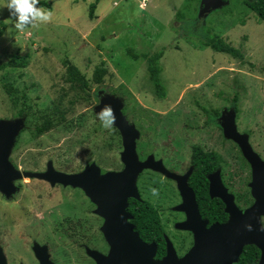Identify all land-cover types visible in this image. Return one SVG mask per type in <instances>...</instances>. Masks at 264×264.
<instances>
[{
    "label": "rangeland",
    "instance_id": "rangeland-1",
    "mask_svg": "<svg viewBox=\"0 0 264 264\" xmlns=\"http://www.w3.org/2000/svg\"><path fill=\"white\" fill-rule=\"evenodd\" d=\"M39 1L50 4L39 7L51 12L50 20L23 30L12 27L8 10L0 9V65L13 54L27 58L23 69L0 70V120L23 121L8 157L19 176L44 173L48 163L65 174L81 173L92 164L99 174L120 172V135L114 127L102 128L94 113L103 95L122 102V115L139 134L135 145L139 161L151 156L181 171L194 142L239 161V149L228 142L217 123L220 113L221 125L223 113L232 108L237 112L235 120L233 111L236 132L245 135L251 150L264 160V23L244 6V0H222L223 6L207 12L201 11V0H146L145 4L99 0L91 20L89 6L96 0ZM207 36L240 49L243 62L205 47ZM129 49L133 54L163 50V99L153 94L144 59L134 60ZM64 60L88 81L100 63L107 74L100 85H89L86 97L65 83ZM200 107L208 110L209 118ZM46 118L55 127L35 137V127ZM239 165L244 186L249 169L244 160ZM20 179V189L7 205L0 195V208L5 210L0 217L39 220L33 224L35 246L47 245L57 264H78L80 240L65 239L66 223L79 221L87 237L100 235L96 206L80 188ZM164 182L154 173H143L139 178L143 197L154 202L160 187H167Z\"/></svg>",
    "mask_w": 264,
    "mask_h": 264
},
{
    "label": "water",
    "instance_id": "water-1",
    "mask_svg": "<svg viewBox=\"0 0 264 264\" xmlns=\"http://www.w3.org/2000/svg\"><path fill=\"white\" fill-rule=\"evenodd\" d=\"M200 3L202 12L223 6L222 0H201ZM104 105H111L116 116L113 127L120 135L123 148L120 154L123 168L120 172L99 174L98 168L92 164L81 173L65 174L55 171L51 163H48L44 173H24L19 176L8 157L15 137L23 128V121L0 120V193L6 197L15 193L16 186L13 182L21 177L46 181L51 186L60 184L82 189L96 206L95 213L104 220L101 232L110 247L108 258L117 264H230L237 259L245 245H255L260 251L258 264H264V231L259 230L258 222L264 216V163L253 153L246 136L236 132L233 110L223 113L221 127L224 137L238 145L252 169L249 187L254 203L244 211L239 210L234 205L232 196L225 193L218 177L210 178V197L222 200L229 219L224 224H214L206 229L205 222L201 221L198 214L194 194L187 185L190 171L183 176L176 175L166 170L159 161H154L151 156L143 162L139 161L135 151L139 134L122 115V102L113 96L103 95L94 107V113H98ZM145 169L176 182L182 203L175 210L186 216L185 222L179 224V227L191 231L195 243L194 248L181 259H177L166 239V255L160 261L154 262L152 257L155 246L143 243L133 231L132 225L127 222L131 219L125 211L127 200H139L135 182L137 175ZM248 224L252 226L251 231L245 229ZM37 250L45 251L44 248Z\"/></svg>",
    "mask_w": 264,
    "mask_h": 264
},
{
    "label": "flooded vegetation",
    "instance_id": "flooded-vegetation-1",
    "mask_svg": "<svg viewBox=\"0 0 264 264\" xmlns=\"http://www.w3.org/2000/svg\"><path fill=\"white\" fill-rule=\"evenodd\" d=\"M199 109L205 115V118H209L210 113L208 112V110L201 107ZM232 110L236 114V120V109L232 108ZM213 113L214 115L218 114V112L216 111H213ZM219 118L217 123L218 126L221 128ZM228 142L235 146L236 150L237 148L239 149L237 150L238 153L240 152L239 161L241 162L242 160H244L249 169L246 173V175L249 174V182H246L244 186L240 176L239 161L230 159L228 160L224 158L221 153L215 151V149L205 150L203 146L200 145L198 142H194L193 145L190 147V154L188 155L186 165L183 166V170L180 171L177 169L167 168L163 164V162L160 161L164 168L176 175L183 176L190 171V175L187 179V185L192 190L194 198H196L195 191L193 189V184L195 183V181L191 179V176L194 171L199 174V177L202 180L199 182L200 187L198 189V193L202 192V200L204 201V204H202V206L206 209H211V211H213L214 213L206 214L204 210H201L203 209L202 206H200L195 199L198 214L200 216L201 221L205 222L206 229H208L211 225L214 224H224L229 219V215L225 213V204L222 202V200L217 197H210V178L218 177L221 182V185L223 186V189H225V193L227 195L232 196V201L239 210L244 211L254 203V198L251 195V190L249 187V184L252 181V169L242 156L241 150L238 145L235 144V142H233L232 140H228ZM253 153L255 154L254 151ZM146 157L144 159H141L140 161L143 162ZM262 161L264 163V160ZM232 162L233 168L231 169ZM227 168L229 170H227ZM145 172L154 173L160 176L163 182L165 180V177L162 174L152 172L150 170L142 171L139 175V178ZM139 178L137 181V191L140 200L129 198L127 200V208L125 209V211L131 216V219H128L127 222L132 225L133 231L138 234L141 241L147 245L153 244L155 246V251L152 260L154 262H158L166 255V237L169 241H171L178 258L182 257L184 254L189 253L194 248V235L190 232L177 229V226H179V224L185 222L186 216L183 212L175 211V209L182 203V198L178 192L176 182L166 178V181L164 183L167 184V187H160V190L156 196V200L154 202H151L149 199L143 197V194L141 192V185H139ZM20 181L21 179L15 182L17 186L15 185L16 191L14 194L10 195L9 197H6L5 195L0 193L3 198L2 204L5 203L7 205L13 195L18 192V190L20 189ZM54 186L60 185L56 184ZM134 202L147 203L153 211V215L155 216L154 218L159 222L160 226L163 227L164 230L161 234L162 242L159 245L155 241L150 240L151 238L149 235H144L140 237L139 233L135 229L133 223L134 215L131 211L132 208L130 207V204H132L134 208ZM241 204H243L244 206H242ZM4 211L5 210L0 208V213ZM261 218L264 217L262 216ZM98 219H100L102 225L104 220L100 217H98ZM31 220L32 221L0 217V264H57L55 260L56 258L52 255L47 245L41 244V247H38L37 244L35 246V243L32 238L33 224L35 222H39V220L34 221L33 218H31ZM100 227L97 228L99 230L100 235L97 233L95 236L87 237L85 225L83 223L79 221L66 223L67 233L63 234L65 239H71L76 237L80 240L78 241L77 239L76 242L77 250H79L80 252V256L75 259L76 263L117 264L115 261L110 260V258H108L110 247L107 241L105 240L103 233L100 230ZM94 239H96V241H94ZM41 248H44L45 251L41 252L37 250ZM161 250L163 253H161ZM259 257L260 251L255 245H245L242 247V251L237 257V259L235 261H231L230 264H258ZM123 264H127V262Z\"/></svg>",
    "mask_w": 264,
    "mask_h": 264
},
{
    "label": "trees",
    "instance_id": "trees-1",
    "mask_svg": "<svg viewBox=\"0 0 264 264\" xmlns=\"http://www.w3.org/2000/svg\"><path fill=\"white\" fill-rule=\"evenodd\" d=\"M99 0H96L95 3L91 4L89 6V19L94 18V9L96 7V4ZM244 6L250 10L261 22L264 23V0H244ZM37 7H44V8H50V4L47 1H39L37 4ZM3 34V28L0 25V37ZM203 45L205 47H209L212 51L216 53H221L228 55L236 60H239L243 62V54L240 49H236L231 47L229 44L223 42L220 38L214 36L210 37L207 36L205 40L203 41ZM127 53L134 59L143 58L146 63V71L148 75V80L152 86L153 94L158 99H163L165 97V90L163 87V84L160 79V74L162 72L161 66H160V59L163 56V50L156 51L151 54H133L132 51L129 49L127 50ZM27 58L25 56H18L17 54H13L8 61L5 63H2L0 65V70L5 68L10 69H23L27 65ZM63 65L65 66V75H64V81L68 84L69 88L77 93H81L82 95L89 97L90 96V90L89 85H100L103 81L104 76L107 74V69L104 67V63H100L99 66L94 68L91 80L88 81L85 79V77L80 74L78 69L71 65L67 60L63 61ZM250 67H254L252 64H249ZM264 70V66L262 67ZM96 96V94H94ZM61 119H63V116L61 114ZM55 122H53L52 119L46 118L43 120L41 125L36 126L34 129V136L38 137L52 128L55 127ZM201 154V153H200ZM191 179L195 181L197 184H193V189L195 191L196 195V202L202 206L204 204V201L202 200V192L198 193V189L200 187V181L202 180L199 177V174L194 171ZM201 195V199H200ZM130 207L132 208V212L134 215V226L137 232L139 233L140 237L144 235H149L150 240L155 241L158 245L162 242L161 240V234L163 232V227L160 226L159 222L154 218L153 211L150 206H148L145 202H134V208L132 204H130ZM204 212L206 214H214L211 209H206L202 206ZM144 216V218H143ZM161 253L162 250H161ZM258 259V255H257Z\"/></svg>",
    "mask_w": 264,
    "mask_h": 264
},
{
    "label": "clouds",
    "instance_id": "clouds-1",
    "mask_svg": "<svg viewBox=\"0 0 264 264\" xmlns=\"http://www.w3.org/2000/svg\"><path fill=\"white\" fill-rule=\"evenodd\" d=\"M39 0H0V9L6 8L9 12V18L12 27L17 30H23L26 26H36L38 23H47L51 18V12L37 7ZM96 118L102 128L111 130L115 124L111 105H104L96 113ZM259 230L264 231V218L259 219ZM245 229L252 230L250 224L245 225Z\"/></svg>",
    "mask_w": 264,
    "mask_h": 264
},
{
    "label": "built area",
    "instance_id": "built-area-1",
    "mask_svg": "<svg viewBox=\"0 0 264 264\" xmlns=\"http://www.w3.org/2000/svg\"><path fill=\"white\" fill-rule=\"evenodd\" d=\"M146 0H141V4H145Z\"/></svg>",
    "mask_w": 264,
    "mask_h": 264
}]
</instances>
